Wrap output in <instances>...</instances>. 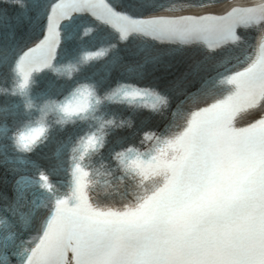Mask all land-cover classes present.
Segmentation results:
<instances>
[{
    "label": "snow or ice",
    "instance_id": "snow-or-ice-1",
    "mask_svg": "<svg viewBox=\"0 0 264 264\" xmlns=\"http://www.w3.org/2000/svg\"><path fill=\"white\" fill-rule=\"evenodd\" d=\"M104 52L99 79L47 75ZM0 83V264H264V0H9ZM105 151L117 202L93 188Z\"/></svg>",
    "mask_w": 264,
    "mask_h": 264
}]
</instances>
